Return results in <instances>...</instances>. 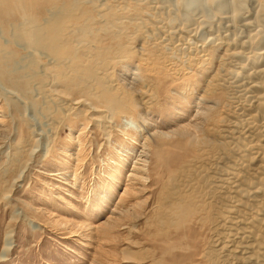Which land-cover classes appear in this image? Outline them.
Masks as SVG:
<instances>
[{
    "label": "rangeland",
    "instance_id": "obj_1",
    "mask_svg": "<svg viewBox=\"0 0 264 264\" xmlns=\"http://www.w3.org/2000/svg\"><path fill=\"white\" fill-rule=\"evenodd\" d=\"M6 1L0 264H264V0Z\"/></svg>",
    "mask_w": 264,
    "mask_h": 264
},
{
    "label": "bare ground",
    "instance_id": "obj_2",
    "mask_svg": "<svg viewBox=\"0 0 264 264\" xmlns=\"http://www.w3.org/2000/svg\"><path fill=\"white\" fill-rule=\"evenodd\" d=\"M6 0H4V2H5ZM8 1H13V0H8ZM23 1H26V0H23ZM29 1V0H28ZM31 1V0H30ZM34 1H37V4L38 5H41V3L39 2V0H34ZM45 1V0H44ZM56 1V0H55ZM58 1V0H57ZM121 1H123V0H121ZM137 1V0H136ZM183 1V0H182ZM181 1V2H182ZM190 1V0H189ZM210 1V0H209ZM213 1V0H212ZM236 1V0H235ZM261 1H263V0H261ZM7 2V1H6ZM14 2V1H13ZM13 2H12V4H13ZM153 2V4H154V1H152ZM178 2H180V0L178 1ZM180 2V3H181ZM232 2H234V1H232ZM47 3H49V2H47ZM56 3V2H55ZM124 3H135V1L133 2V0H124ZM183 3V2H182ZM190 3V2H189ZM212 3V2H211ZM264 3V2H263ZM0 4H1V0H0ZM64 4V3H63ZM69 4V3H68ZM176 4V3H175ZM183 4H185L186 6H188L185 2L183 3ZM182 4V5H183ZM210 4V3H209ZM260 4H261V2H260ZM71 5V4H70ZM177 5V4H176ZM178 5H179V3H178ZM211 5V4H210ZM214 5H216L215 4V2H214ZM6 6H8V5H6ZM132 6H135V8L137 9V11H140L142 8H140V7H138V4L136 5V3L135 4H133ZM0 7H2V6H0ZM62 7V6H61ZM178 7V6H177ZM183 7V6H182ZM262 7H263V9H264V6L262 5ZM6 7H4V9H5ZM184 8V7H183ZM107 9V11H105V12H107L106 14H108V13H110L111 11L114 13V15H115V17H116V15L118 16V15H121V14H119V13H117L120 9H118L117 7H116V5H115V9L112 7V6H109V7H107L106 8ZM118 9V10H117ZM186 9V8H185ZM184 9V10H185ZM1 11H0V16L1 17H3L2 15L4 14V16H5V13L6 12H4L3 11V9H0ZM27 10V9H26ZM148 10V9H147ZM25 11V10H24ZM71 11V10H70ZM70 11H68V12H66V10L64 11V12H66V14H67V16H65V17H68V15H70L71 14V12ZM91 10H88V12H90ZM151 11V10H150ZM149 11V12H150ZM153 11V10H152ZM120 12V11H119ZM189 12V11H188ZM148 13V12H147ZM151 13H153V12H151ZM36 14V13H35ZM88 14V13H87ZM87 14H85L84 16H86ZM150 14V13H149ZM37 15V14H36ZM99 15H100V17L101 16H103V14L101 13V11L99 12ZM105 15V14H104ZM156 15L158 16V14L156 13ZM160 15V14H159ZM263 15V14H262ZM39 16V15H38ZM154 17V18H156V19H159L158 17ZM111 17H113V16H111ZM172 17V16H171ZM86 18V17H85ZM102 18V17H101ZM118 18L119 19H121L122 18V16L120 17V16H118ZM153 18V20H154V22L155 23H157V21H155V19ZM165 18V17H164ZM71 19V18H70ZM163 19V18H162ZM162 19H160V21L162 20ZM167 19V18H166ZM68 20V19H67ZM94 20H96V19H94ZM7 21V19H5L3 22L5 23ZM100 21V20H99ZM119 21V20H118ZM115 22V21H113V22H111V25L109 26V27H107L108 29L107 30H110V29H113V31L112 32H114V28H113V24H120V22ZM162 21H164V20H162ZM191 21V20H190ZM261 21V20H260ZM8 22V21H7ZM44 22L45 23H48V21H45L44 20ZM54 22H57V23H55L54 25H56L55 27H57V28H55V29H53V30H50L49 28H51V27H49L48 29H47V27H45L44 28V26H43V28L42 29H39V30H41L40 32H39V36H40V40H39V42L40 41H42V40H46L47 42H50V44H52V49H53V51L55 52V53H58V51H57V43H58V41L57 40H53V38L56 36V35H58V37L60 36V40L62 41L63 40V37H64V33H60V34H58L59 33V27L58 26H60L61 25V23H59L60 22V19H58V20H55ZM169 22V21H168ZM171 22V21H170ZM152 23V22H151ZM158 24V23H157ZM169 24V23H168ZM170 24H172V23H170ZM142 25V24H141ZM147 25V24H146ZM146 25H144L143 24V26H146ZM231 25V24H230ZM51 26V25H50ZM173 26V25H172ZM176 26V25H175ZM119 27L120 26H118L117 25V28L119 29ZM162 27H163V25H162ZM230 27V26H229ZM117 28H115V29H117ZM175 28V27H174ZM120 29H122V28H120ZM27 30H30L29 29V27H27ZM65 30V29H64ZM123 31H124V33L126 32L124 29H122ZM179 31V30H178ZM189 31V30H188ZM187 31V32H188ZM191 31V30H190ZM120 32H122V31H120ZM186 31H185V33H187ZM109 33H111L110 31H109ZM123 33V34H124ZM127 33H128V31L126 32V34L125 35H127ZM171 33H173V32H171ZM171 33H169V36H168V39H175V37H172V35H171ZM117 34V33H116ZM119 34V33H118ZM123 34H120V35H123ZM164 34V33H163ZM197 34V33H196ZM67 35H70V33L69 32H67ZM130 35V34H129ZM175 35V34H174ZM181 35V34H180ZM180 35H178V36H180ZM31 36V35H30ZM54 36V37H53ZM118 37V36H117ZM121 37V36H120ZM181 37V36H180ZM129 38V37H128ZM186 38V37H185ZM240 38V37H239ZM181 39H184V38H182L181 37ZM212 39V38H211ZM210 39V40H211ZM66 40V39H65ZM65 40H63V42L65 41ZM178 38H177V43H176V40H175V42H174V40H172V41H170V45H172L173 44V47L171 48V50H175V48H179V49H183L182 48V45L183 44H181V42H179L178 43ZM224 39L223 38H221V39H216V41H214L211 45H212V47H216V50L215 51H218V50H220L224 45H228V43H226V41H223ZM52 41H53V43H52ZM183 42V41H182ZM186 42V41H185ZM247 42V41H246ZM245 42V43H246ZM254 42V41H253ZM257 41H255V43H256ZM209 43V42H208ZM237 43V42H236ZM258 43V42H257ZM256 43V44H257ZM163 44V43H162ZM185 44V43H184ZM256 44H254V45H256ZM65 45V44H64ZM62 46H63V44H62ZM184 46V45H183ZM205 46V45H204ZM231 46V45H230ZM258 46V45H257ZM256 46V48H259V46L257 47ZM162 47V49H164V48H166V45H162L161 46ZM254 47V46H253ZM6 48V47H5ZM61 48V47H60ZM59 48V49H60ZM64 48V47H63ZM252 49V48H251ZM255 49V48H254ZM62 50V49H61ZM176 50H178V49H176ZM206 50V49H205ZM236 50H237V48H236ZM60 51V50H59ZM186 51H188V50H186ZM227 51H228V53H229V57H228V59H226V65H233L232 64V62L233 61H230L229 59L230 58H232V57H235L234 55L235 54H237V52L236 51H231V48L230 47H228L227 46ZM253 51V50H252ZM259 51V50H258ZM255 52V51H254ZM63 54V53H62ZM200 54V53H199ZM234 54V55H233ZM178 55H181V52L178 54ZM193 55V54H192ZM250 55V54H249ZM254 55V54H253ZM255 55H257V54H255ZM63 56V55H62ZM66 56V55H65ZM204 56V55H203ZM240 56V55H239ZM186 57V56H185ZM190 57V56H189ZM246 57V56H245ZM247 58V57H246ZM175 60H176V58H175ZM259 60V59H258ZM245 61V60H244ZM249 61V60H248ZM249 64V63H248ZM247 64V65H248ZM235 67V66H234ZM233 67V68H234ZM243 67V66H242ZM246 68V67H245ZM244 68V69H245ZM247 68H248V66H247ZM259 68V67H258ZM262 70H259L257 73H256V77L258 78L259 76H260V79H261V75H264V68H261ZM253 70V69H252ZM256 70V69H255ZM222 71H224V69L222 70ZM256 72V71H255ZM11 73V72H10ZM229 73V72H228ZM231 73V72H230ZM258 74V75H257ZM221 75V74H220ZM224 75V74H223ZM226 76L228 77L229 76V74L227 75L226 74ZM227 77H225V75L224 76H222V77H220V78H218L217 80H215L216 82H214V81H212L211 83H214V85H220L221 87H224L225 88V86H228L226 83H230L231 81L229 80V78H232L233 79V77L231 76V77H229V78H227ZM237 77V76H236ZM263 77V76H262ZM264 79V78H263ZM10 80V79H9ZM233 81V80H232ZM237 82L238 81H236L235 83H236V85H234L233 86V88H231L232 89V91L235 93V95H237L238 93H240L241 91L240 90H238L237 89V87L238 86H240L239 84L237 85ZM250 82V81H249ZM242 83V82H241ZM240 83V84H241ZM244 83V82H243ZM242 83V84H243ZM251 83V82H250ZM253 83V82H252ZM257 83V82H256ZM256 83H255V85H254V83H253V85L254 86H257L256 85ZM247 85V84H246ZM252 85V86H253ZM259 86V85H258ZM248 87H250V86H248ZM20 88V87H19ZM261 88H262V91L264 92V84L261 86ZM242 89V88H241ZM251 89V88H250ZM23 90V89H22ZM230 90V89H229ZM246 90V89H245ZM24 91V90H23ZM244 91V90H243ZM254 90H252V93H254V97H256V95H257V93H255L256 91H254ZM247 92V91H246ZM245 92V95L247 94ZM231 93V92H230ZM233 93V94H234ZM250 93V92H249ZM244 94H243V96H245ZM264 95V94H263ZM262 96V95H261ZM261 96L259 95V96H257V99H261ZM250 97V96H249ZM253 97V98H254ZM240 99V98H239ZM248 100V99H247ZM256 101V100H255ZM248 102V101H247ZM234 104V103H233ZM242 104V103H241ZM261 105V104H260ZM232 106V105H231ZM243 106H246V104L245 105H243ZM236 107V109H237V107H238V105L237 106H235ZM242 107V106H241ZM233 108H234V106H233ZM260 108V107H259ZM240 109V108H239ZM233 110V109H232ZM240 110H242V109H240ZM242 112V111H241ZM264 112V111H263ZM257 121V120H256ZM250 122H253V121H250ZM258 122V121H257ZM260 122V121H259ZM264 123V122H263ZM251 124V123H250ZM234 125V124H233ZM229 126H231V125H229ZM240 127V126H239ZM261 128V127H260ZM231 129V128H230ZM253 129V128H252ZM251 129V130H252ZM225 130V129H224ZM228 130V129H227ZM249 130V129H248ZM178 131V130H177ZM226 131V130H225ZM179 132H181V131H179ZM233 132V131H232ZM235 132V131H234ZM237 132V131H236ZM185 133V132H184ZM186 134V133H185ZM225 134V133H224ZM233 134V133H232ZM183 135V134H182ZM235 135V134H234ZM239 135V134H238ZM237 137V136H236ZM224 138H226V136L224 137ZM234 138V137H233ZM232 139V138H231ZM236 139V138H235ZM228 141V140H227ZM254 141V140H253ZM252 141V142H253ZM234 143V142H233ZM236 144V143H235ZM238 144V143H237ZM241 144V143H240ZM264 146V145H263ZM262 146V147H263ZM235 147V146H234ZM260 147V146H259ZM236 148V147H235ZM255 153V152H254ZM261 154V153H260ZM227 168V167H226ZM249 169V168H248ZM224 170V169H223ZM236 170V169H235ZM240 170V169H239ZM221 173V172H220ZM231 173V172H230ZM234 173V172H233ZM232 173V174H233ZM235 174V173H234ZM237 174V173H236ZM239 174V173H238ZM248 174V173H247ZM221 175V174H220ZM227 175V174H226ZM234 177V176H233ZM215 178V177H214ZM228 178V177H227ZM217 179V178H216ZM142 181V180H141ZM222 181V180H221ZM231 181H233V180H231ZM216 182V181H215ZM227 183V182H226ZM220 184V183H219ZM229 184V183H228ZM230 184H234L233 182H230ZM234 187V186H233ZM222 188V187H221ZM239 189V188H238ZM242 190V189H241ZM262 190H264V189H262ZM234 192V191H233ZM237 192V191H236ZM240 192V191H239ZM238 192V193H239ZM220 193V192H219ZM237 193V194H238ZM241 193H242V191H241ZM262 193V192H261ZM263 195H264V192L262 193ZM250 195V194H249ZM225 196V195H224ZM224 196H222V197H224ZM227 196V195H226ZM233 196V195H232ZM231 198V197H230ZM233 198H235V197H233ZM238 198V197H237ZM232 199V198H231ZM123 201V200H122ZM233 201V200H232ZM237 207V206H236ZM243 207V206H242ZM234 208V207H233ZM244 209V208H243ZM232 211V210H231ZM250 211V210H249ZM257 213V212H256ZM258 217H259V215H258ZM248 218V217H247ZM243 220V219H242ZM242 220H241V222H242ZM239 225V224H238ZM243 232V231H242ZM241 234H244V233H241ZM227 235V234H226ZM232 235V234H231ZM242 236V235H241ZM234 237V236H233ZM247 237V236H246ZM225 238V237H224ZM237 238V237H236ZM235 238V239H236ZM221 239V238H220ZM239 239H240V237H239ZM244 239V238H243ZM218 240H219V238H218ZM229 240H230V238H229ZM217 241V240H216ZM231 241H234V240H231ZM221 242V241H220ZM224 242V241H223ZM241 242V241H240ZM217 243V242H216ZM226 243V242H225ZM237 244V243H236ZM221 245V244H220ZM226 245H229V244H226ZM230 246V245H229ZM238 246V245H237ZM245 246H247V245H245ZM259 246V245H258ZM243 247V246H242ZM240 248H241V246H240ZM240 248H238L239 250H241ZM244 248V247H243ZM245 248H247V247H245ZM227 249V248H226ZM230 249V248H229ZM250 249V248H249ZM224 250V249H223ZM234 251H235V249H234ZM237 251V250H236ZM245 251V250H244ZM243 251V252H244ZM231 252H233V251H231ZM242 252V251H241ZM242 252V253H243ZM248 252V251H247ZM6 253H7V251L6 252H3V255L2 256H0V259L1 258H4L5 256H6ZM235 253V252H234ZM239 253V252H238ZM263 253V252H262ZM227 254V253H226ZM237 254V253H236ZM246 254V253H245ZM239 255V254H238ZM259 255V254H258ZM223 256V255H222ZM246 256V255H245ZM260 256V255H259ZM224 257V256H223ZM226 257V256H225ZM227 258V257H226ZM242 258V257H241ZM230 259V258H229ZM231 259H232V257H231ZM222 260H224V259H222ZM242 260V259H241ZM235 261V260H234ZM253 261V260H252ZM230 262V261H229ZM240 262V261H239ZM225 263H227V262H225ZM240 263H242V262H240ZM231 264V263H230ZM235 264H236V262H235ZM248 264V263H247Z\"/></svg>",
    "mask_w": 264,
    "mask_h": 264
}]
</instances>
